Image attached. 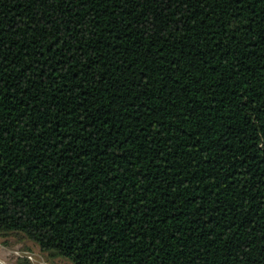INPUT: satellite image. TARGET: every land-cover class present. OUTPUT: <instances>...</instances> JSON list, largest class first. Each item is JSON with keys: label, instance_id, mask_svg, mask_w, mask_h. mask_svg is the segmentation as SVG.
<instances>
[{"label": "trees", "instance_id": "1", "mask_svg": "<svg viewBox=\"0 0 264 264\" xmlns=\"http://www.w3.org/2000/svg\"><path fill=\"white\" fill-rule=\"evenodd\" d=\"M71 264H264V0H0V239Z\"/></svg>", "mask_w": 264, "mask_h": 264}, {"label": "rangeland", "instance_id": "2", "mask_svg": "<svg viewBox=\"0 0 264 264\" xmlns=\"http://www.w3.org/2000/svg\"><path fill=\"white\" fill-rule=\"evenodd\" d=\"M0 264H71L69 261L51 257L37 245L17 234L0 239Z\"/></svg>", "mask_w": 264, "mask_h": 264}]
</instances>
